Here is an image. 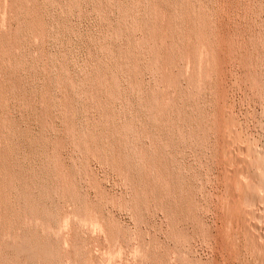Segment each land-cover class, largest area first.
I'll return each mask as SVG.
<instances>
[{
    "label": "rangeland",
    "instance_id": "obj_1",
    "mask_svg": "<svg viewBox=\"0 0 264 264\" xmlns=\"http://www.w3.org/2000/svg\"><path fill=\"white\" fill-rule=\"evenodd\" d=\"M220 110L264 149V0H0V264H264Z\"/></svg>",
    "mask_w": 264,
    "mask_h": 264
},
{
    "label": "bare ground",
    "instance_id": "obj_2",
    "mask_svg": "<svg viewBox=\"0 0 264 264\" xmlns=\"http://www.w3.org/2000/svg\"><path fill=\"white\" fill-rule=\"evenodd\" d=\"M223 48V47H221ZM220 54V53H219ZM221 59V56L219 57ZM219 59V60H220ZM218 61V60H217ZM224 61L221 60V62ZM224 62H222L223 64ZM216 64V63H215ZM218 64L219 63L218 61ZM222 66V65H221ZM222 69V67H221ZM221 71V70H220ZM209 74V73H208ZM224 75V73H223ZM216 76V75H215ZM220 77V76H219ZM187 78V77H186ZM223 78V77H222ZM214 79V78H212ZM220 81V80H219ZM216 82V81H215ZM222 82V81H221ZM217 84V83H216ZM232 87V86H231ZM217 89V88H216ZM215 89V90H216ZM219 89V88H218ZM220 90V89H219ZM225 90V89H224ZM222 91V90H221ZM226 92H229L225 90ZM217 93V91H216ZM222 93H225L222 91ZM234 93V92H233ZM219 95H222L219 93ZM226 96V94H224ZM223 95V96H224ZM218 96V94H217ZM219 97V96H218ZM217 97V98H218ZM231 98V97H230ZM214 100V99H213ZM221 102L222 99L220 98ZM218 100V101H220ZM227 100V99H226ZM225 100V101H226ZM235 100V99H234ZM224 101V102H225ZM231 101V99H230ZM236 101V100H235ZM217 102V101H216ZM215 102V103H216ZM220 102V103H221ZM223 102V103H224ZM227 102V101H226ZM230 103V102H229ZM234 104V103H233ZM157 105V104H156ZM215 106V105H214ZM226 106V105H221ZM213 107V106H212ZM218 107V106H216ZM215 107V108H216ZM241 107V106H240ZM224 108V107H223ZM222 108V109H223ZM228 108V107H227ZM233 108V107H232ZM243 108V107H242ZM160 109L161 106H160ZM236 109V108H235ZM244 109V108H243ZM175 110V109H174ZM173 110V111H174ZM241 110V109H240ZM221 111V110H220ZM218 112V111H217ZM243 112V111H241ZM254 112V111H253ZM262 112V111H261ZM173 113V112H172ZM178 113V112H177ZM214 116L217 115L215 114ZM240 113V112H239ZM259 113V111H258ZM217 124L219 140V157L223 165V181L226 186V196L230 200L229 215L234 225L241 227L246 233L256 232L260 240H264V225L260 222L251 223L249 219H256L259 213H264V149L256 150L243 147L238 128V120L225 111L218 112ZM234 114V113H233ZM176 115V114H175ZM251 115V114H250ZM256 115V114H255ZM262 115V114H261ZM168 116V115H167ZM249 116V115H248ZM256 117V116H255ZM211 118V117H210ZM213 119V118H212ZM215 120V119H214ZM213 121V120H212ZM252 122V121H250ZM211 123V121H210ZM247 123V122H246ZM249 123V122H248ZM263 123V122H262ZM244 124V123H243ZM242 124V126H243ZM264 124V123H263ZM192 125V124H191ZM245 125V124H244ZM250 125V124H249ZM259 125V124H258ZM212 126V124H211ZM246 126V125H245ZM257 126V125H256ZM241 127V125H240ZM247 127V126H246ZM179 128V127H178ZM204 128V127H203ZM214 129V127H211ZM264 128V127H263ZM244 129V128H243ZM247 129V128H245ZM250 129V128H249ZM185 130V129H184ZM264 130V129H263ZM193 131V130H192ZM215 131V130H214ZM195 132V131H194ZM249 132V131H248ZM217 133V132H216ZM255 133V132H254ZM185 134V133H184ZM261 134V133H260ZM253 135V134H252ZM262 135V134H261ZM173 136V135H172ZM183 136V135H181ZM187 136V135H186ZM192 136V134H191ZM212 136V135H211ZM243 136V135H242ZM248 136V135H247ZM189 137V136H188ZM195 137V136H193ZM192 137V138H193ZM250 137V136H249ZM176 138V137H175ZM196 138V137H195ZM251 138V137H250ZM249 140L251 141V139ZM216 139V138H215ZM264 140V139H263ZM179 141V140H178ZM216 141V140H215ZM252 142V141H251ZM250 142V143H251ZM262 142V141H261ZM260 142V143H261ZM258 143V140H257ZM263 143V142H262ZM261 143V144H262ZM216 144V143H214ZM218 144V143H217ZM216 144V145H217ZM183 145V144H182ZM215 145V146H216ZM263 145V144H262ZM254 146V145H251ZM196 147V146H195ZM218 148V147H217ZM256 148V146H255ZM184 149V148H183ZM262 149V148H261ZM183 151V150H182ZM185 151V150H184ZM202 151V150H201ZM216 152V151H215ZM216 154H218L216 152ZM217 157V156H216ZM207 158V157H206ZM219 162V161H218ZM213 170V169H212ZM211 171V170H210ZM222 174V173H221ZM220 179V178H219ZM213 182V181H212ZM223 185V186H224ZM220 187V186H219ZM222 193V192H221ZM224 195V194H223ZM219 196V195H218ZM251 204L257 205V210ZM226 206V205H225ZM220 207V206H219ZM218 207V208H219ZM228 208V207H227ZM218 211V210H217ZM228 214V213H227ZM264 215V214H262ZM263 216H260V218ZM259 221V220H258ZM242 236V235H241ZM248 239V238H247ZM220 240V239H219ZM220 242V241H219ZM250 244L255 243L253 236L250 237ZM264 245V241H263ZM260 246V245H259ZM224 247V246H223ZM261 247V246H260ZM19 252V251H18ZM227 253V252H226ZM223 254V253H222ZM261 254V253H260ZM264 256V255H263Z\"/></svg>",
    "mask_w": 264,
    "mask_h": 264
}]
</instances>
